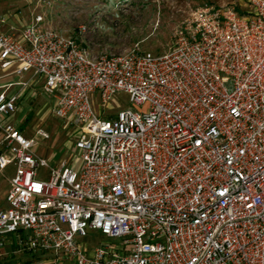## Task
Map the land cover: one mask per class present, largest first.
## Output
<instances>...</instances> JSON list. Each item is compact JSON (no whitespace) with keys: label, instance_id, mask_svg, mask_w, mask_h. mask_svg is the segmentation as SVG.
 Instances as JSON below:
<instances>
[{"label":"built area","instance_id":"1","mask_svg":"<svg viewBox=\"0 0 264 264\" xmlns=\"http://www.w3.org/2000/svg\"><path fill=\"white\" fill-rule=\"evenodd\" d=\"M5 20L0 70L26 78L0 91V256L12 244L48 255L18 264H264V0L198 5L158 53L95 52L40 14L17 34ZM35 84L74 133L52 164L36 153L48 133L12 122Z\"/></svg>","mask_w":264,"mask_h":264},{"label":"rangeland","instance_id":"2","mask_svg":"<svg viewBox=\"0 0 264 264\" xmlns=\"http://www.w3.org/2000/svg\"><path fill=\"white\" fill-rule=\"evenodd\" d=\"M203 3L230 4L245 9V0H38L36 11L46 25L58 31L75 35L82 45L95 52L120 53L134 45L153 53L168 48L172 33L184 25L191 9ZM20 80L7 71L0 70V91L4 84ZM17 90L18 86L11 87ZM121 99L126 98L119 94ZM52 100L40 91L39 84L25 88L17 100L12 122L26 136H32L36 127L43 128L48 138H37L36 153L52 164L62 154L69 153L74 133L63 127L62 121L51 114ZM10 167L0 174V203L6 188L5 177L11 175ZM41 172V171H40ZM14 238V235H9ZM89 245L106 241L98 231H88L84 238ZM9 254L0 256V264H18L27 259L48 255L30 256L9 244ZM8 257V256H7Z\"/></svg>","mask_w":264,"mask_h":264},{"label":"crops","instance_id":"3","mask_svg":"<svg viewBox=\"0 0 264 264\" xmlns=\"http://www.w3.org/2000/svg\"><path fill=\"white\" fill-rule=\"evenodd\" d=\"M37 2L38 0H0V15H4L6 19L2 30L17 34L21 27L29 23L35 14H39L36 11ZM42 23H45L43 17ZM10 27L12 29H9ZM25 78L26 75L19 79L23 80ZM9 252L12 251H10V246L7 245L4 249V254H7L8 257L5 256V258H14V255L9 254Z\"/></svg>","mask_w":264,"mask_h":264}]
</instances>
